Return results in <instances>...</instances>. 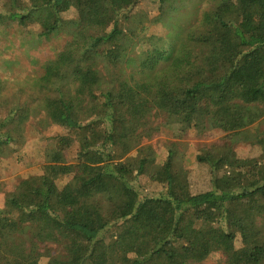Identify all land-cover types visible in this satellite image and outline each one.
Segmentation results:
<instances>
[{"label": "trees", "instance_id": "trees-1", "mask_svg": "<svg viewBox=\"0 0 264 264\" xmlns=\"http://www.w3.org/2000/svg\"><path fill=\"white\" fill-rule=\"evenodd\" d=\"M141 1L2 0L0 31L36 25L65 42L40 73L0 74V155L33 116L67 131L41 172L7 192L0 264H34L41 247L54 251L48 264H264V131L253 126L264 117V0H199L168 45L144 34ZM153 1L175 2L167 14L188 0ZM155 110L197 134L240 131L254 153L202 147V189L175 148L157 162L140 146L137 120ZM142 175L164 191L139 189Z\"/></svg>", "mask_w": 264, "mask_h": 264}, {"label": "rangeland", "instance_id": "rangeland-1", "mask_svg": "<svg viewBox=\"0 0 264 264\" xmlns=\"http://www.w3.org/2000/svg\"><path fill=\"white\" fill-rule=\"evenodd\" d=\"M1 2L2 0L0 4ZM174 3L163 2L160 5L153 0L140 2L138 11H148L150 19L146 23L144 34L162 37V42L164 41L166 45L168 42L174 44L175 38L180 35L184 26L200 16L202 2L199 0H188L185 7L178 11L169 9L166 14L165 8ZM2 30L0 31V74L13 80L42 72L43 63L53 58L65 42V37L40 36L38 34L40 29L36 25L23 27L13 24ZM5 61L9 66H3ZM137 122L141 130L140 146H149L156 155L157 162H162L166 158L169 147L175 148L178 152V163L190 172L192 183L202 189L208 187L205 182L206 170L204 168L201 170L195 160L202 147L227 142L234 157L254 153L251 144L243 139L240 131L229 134L215 128L206 134H197L178 124L172 115L162 110L144 115L138 118ZM253 126L264 131V117ZM63 130L62 127L43 120L39 115L33 116L23 126L21 132L16 129L11 130L10 135L13 140L6 145L0 155V208L4 206L7 192L13 190L22 177L41 172L40 164L44 162L45 150L55 146V138L52 136ZM64 131L66 132L67 129ZM77 148V145H73L70 149L68 153L70 160L75 156ZM136 186L149 194H160L164 191L162 184L152 181L146 175L138 178ZM50 245L54 248V245ZM41 252L40 256L30 255L29 260L34 264H48L54 256V251L49 255L45 248L41 247ZM223 259L224 257L220 255L215 262L210 260V264H222Z\"/></svg>", "mask_w": 264, "mask_h": 264}]
</instances>
